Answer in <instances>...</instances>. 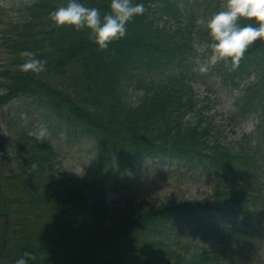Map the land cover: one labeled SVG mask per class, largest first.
I'll return each instance as SVG.
<instances>
[{"label": "trees", "instance_id": "1", "mask_svg": "<svg viewBox=\"0 0 264 264\" xmlns=\"http://www.w3.org/2000/svg\"><path fill=\"white\" fill-rule=\"evenodd\" d=\"M155 1L133 0L144 4L143 13L129 21L126 34L106 48H100L90 38L89 29L52 23L49 14L67 0H39L32 6L31 15L34 22L40 23L34 29L25 26L16 38L20 50L37 52L45 65L39 76H15L22 77L20 85L49 106L68 111L71 127L81 136L97 139L99 160L111 168L117 165L122 171L137 168L143 157L183 161L196 157L202 162L209 161L211 156L191 153L211 148L206 138L210 127L203 126L207 121L201 111L195 110L191 93V83L196 77L191 68L195 59L191 55L192 39L187 28L168 33L152 26L146 7ZM81 2L99 8L102 14L110 11L111 0ZM246 57L259 76H263L264 42L254 44ZM236 72L237 69H232L228 76L232 79ZM261 83L264 87V80L259 86ZM73 91L99 110L90 115L82 111L67 95ZM259 99L264 104V91ZM21 134L20 127L16 135ZM110 140L119 148L110 147ZM31 143L34 145L29 147L31 151L26 157L29 167L34 159L41 160L33 158V154L44 160L51 154L37 149L38 142ZM122 144L131 153L130 158L120 151ZM213 153L218 163L219 157L225 163L222 158L225 152L214 148ZM38 163L40 170H15L0 186L3 194L0 212L9 213L13 227L7 237L5 256L14 263L24 257L27 264H88L99 256L108 260L107 264H123L113 255L127 257L130 247L137 246V232L153 226L168 213L219 238L211 212L226 216L233 211L232 207L227 211L215 198L214 203L205 207L163 206L136 216L112 214L105 203L104 181L61 191L47 183L41 171L43 162ZM225 171L228 175L219 177V187L232 174L249 180L252 166L247 165L244 170L226 166ZM71 213L84 214L85 219L72 227L75 220L69 217ZM144 249L137 246L132 263L159 264Z\"/></svg>", "mask_w": 264, "mask_h": 264}, {"label": "clouds", "instance_id": "2", "mask_svg": "<svg viewBox=\"0 0 264 264\" xmlns=\"http://www.w3.org/2000/svg\"><path fill=\"white\" fill-rule=\"evenodd\" d=\"M143 11L144 4L134 3L133 0H111L110 11L104 14L99 8L86 6L81 0H67L65 5L54 9L49 15L57 26L89 29L90 38L100 48H106L111 41L123 37L127 23ZM241 18L250 22L241 24ZM199 22L211 38L210 62H228L229 59L238 62L250 44L257 39L264 40V0H227L225 10ZM22 55L29 57L21 65L23 71L40 72L44 69V63L36 58L35 53L26 50ZM45 132L46 128L41 126L31 134L43 139ZM16 264H27V260L21 257Z\"/></svg>", "mask_w": 264, "mask_h": 264}, {"label": "rangeland", "instance_id": "3", "mask_svg": "<svg viewBox=\"0 0 264 264\" xmlns=\"http://www.w3.org/2000/svg\"><path fill=\"white\" fill-rule=\"evenodd\" d=\"M12 2L11 0H0V7L8 8L12 5ZM199 93L201 94L202 92L199 91ZM228 109V99L218 103L213 109L212 113H214L218 125L223 124L225 113ZM252 124L253 122L240 123L231 138H236L241 132L252 129ZM86 157L84 151L78 152L74 157L66 156L61 170L68 176L81 173L84 167L79 160L85 159ZM207 186L204 183V177L197 173L191 175L189 173L175 171V168L172 166L167 167L150 164L146 169L138 173L134 187L127 192L126 196L110 193L108 200L115 207L125 204V200L128 199L131 203H137L140 199H144L147 202L156 204L164 200L168 195L179 199L193 200L203 198V192L208 191Z\"/></svg>", "mask_w": 264, "mask_h": 264}]
</instances>
